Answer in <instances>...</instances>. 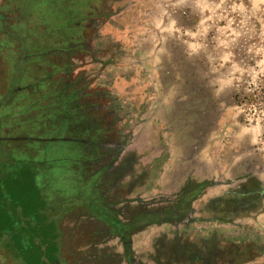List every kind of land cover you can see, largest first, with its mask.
I'll return each instance as SVG.
<instances>
[{"label":"rangeland","instance_id":"obj_1","mask_svg":"<svg viewBox=\"0 0 264 264\" xmlns=\"http://www.w3.org/2000/svg\"><path fill=\"white\" fill-rule=\"evenodd\" d=\"M0 12V29L17 27L19 51L0 30V96H9L0 166L13 172L3 171L0 208L11 219L25 228L32 214L54 221L61 264H264L263 205L238 213L239 226L220 227L218 245L237 252L209 257L211 212L198 210L207 188L192 202L201 220L146 226L132 237L129 261L91 208L125 220L171 206L197 181L223 193L247 176L264 186V0H0ZM63 88L76 92L70 106L81 112L71 110L64 130L56 107L42 104L48 92L59 103ZM99 142L116 149L101 155ZM31 235L26 254L43 262L37 251L54 242ZM0 264L20 263L0 244Z\"/></svg>","mask_w":264,"mask_h":264},{"label":"flooded vegetation","instance_id":"obj_2","mask_svg":"<svg viewBox=\"0 0 264 264\" xmlns=\"http://www.w3.org/2000/svg\"><path fill=\"white\" fill-rule=\"evenodd\" d=\"M3 5V4H2ZM103 123V122H98ZM102 135H105V132L102 133ZM104 141V138H102ZM101 155L103 154L102 149H112L115 148L116 145L111 144L109 147H104V145L99 142ZM116 149V148H115ZM120 148L117 149V153L119 152ZM115 151V150H114ZM106 152V151H105ZM110 153V152H109ZM108 153V154H109ZM116 154V153H115ZM115 154H110V157L115 156ZM115 157L112 159L114 160ZM116 162V161H115ZM111 165V166H110ZM108 168L106 169L108 171H112L113 163H111ZM118 169H115L113 172H116ZM256 181H259V185L256 184ZM211 181H197L195 185L191 189L185 190L186 186L182 187L179 191V194L177 195V200H174L171 204V206L162 208L160 210H154L153 212L150 211H144L143 209H137L132 214V216L127 217V219L122 220L119 218L116 214V211H114L110 207L95 206L92 204L91 208L96 209V213L99 214V212L106 216L104 210L109 211L110 213L113 212L114 216L118 218L119 220L130 223V225H133V228L129 229V231H125L122 235L116 234L119 240L121 241L123 252L125 253V245L122 240V236H128V240L130 242V256L132 253V237L136 235L138 232L143 231L146 226H149L153 223H164L167 221H175L179 223H184L186 225L188 222V225L190 224L191 220H201L200 218H192L191 213L194 212V206H192V202L196 200L199 195H201L204 191H208L207 188L212 191L204 203L201 205V207L198 209L199 211L203 210H209L211 212V218L209 219L212 223V229L213 234V248L210 250V253L208 254L209 257H219L224 256V254H231L234 252H237L239 249V246L237 247V251L233 250L235 244H229L226 245L225 243L223 245H218V231H220V227L225 224H230L231 226H239L238 220H235L238 213L245 212V213H253L254 211H258L261 209V205H263V210L261 213H257V217L260 214L264 213V186L260 182L259 179H256L252 176H247L245 182L242 183L241 186H239V189L236 191H229V192H218L216 190L217 188L208 187L211 186ZM216 186V185H215ZM195 198V199H194ZM97 208H100V211H97ZM196 209V208H195ZM198 211V212H199ZM115 212V213H114ZM99 217H101L99 215ZM103 218V217H102ZM249 218V217H247ZM104 219L105 224L112 229L111 225L107 223ZM139 221V222H137ZM240 221V220H239ZM250 244H245L243 246L244 248L242 250H250L249 248ZM264 251V250H263ZM131 258V257H130ZM130 258H127L125 255V259L127 261L130 260Z\"/></svg>","mask_w":264,"mask_h":264},{"label":"trees","instance_id":"obj_3","mask_svg":"<svg viewBox=\"0 0 264 264\" xmlns=\"http://www.w3.org/2000/svg\"><path fill=\"white\" fill-rule=\"evenodd\" d=\"M7 15H3L2 12H0V21L2 22V24H5V21ZM18 18H15V22L18 24ZM15 23V25H16ZM17 26V25H16ZM6 27L8 26H2L1 27V32H2V36L1 39H3L4 37H6V35L11 36L10 40L11 43L13 44V52H15V55L17 56L18 51V41L12 37V33L11 31H15L16 28L10 29V32L8 33V31H6ZM75 40L77 41V48L76 49H81L80 47V42L84 39L83 37V32H77L75 35ZM9 38V37H8ZM75 49V50H76ZM14 75V74H13ZM17 76V75H16ZM17 77H11L10 81L15 80ZM20 85V86H19ZM19 85H14L12 86V89L14 88V90H16V93L18 94V92H22L28 89L29 84L25 83L23 85L19 84ZM26 85V86H25ZM11 88L9 89L8 93L10 92V90H12ZM74 93L76 95V92H70V91H66V88H63L62 90H60L59 92V103H53L51 102V98L49 96V92L43 95V99H42V104L43 105H47L48 108H50L51 106L56 107L55 108V112L58 114V112H60L59 114L61 115V119H63L62 121V127L60 129L64 130L65 128H67L68 122L69 120V116L71 114V110H74V112L79 115L81 114V112L79 111V107L78 104H73V106H70V101L73 98L71 96V94ZM10 94V93H9ZM16 95H11L10 97L13 98ZM78 96V95H77ZM9 96H0V111L2 109H4V106L7 104L8 101H6V99H8ZM80 116V115H79ZM84 130H86V128H84ZM52 133V132H51ZM4 162V160H3ZM4 165L0 166V192L5 191L4 190V185H5V181L6 178L3 176V171H6L8 173H13L11 170L7 169L8 165L3 163ZM9 170V171H8ZM31 178H36L35 174L33 175L30 174ZM37 179V178H36ZM30 180V178H29ZM38 184L40 185V188H37V190L41 193V191L43 192V188H41V183L38 182ZM256 184H260L259 181H256ZM45 201V204H43L44 209H47V200L46 197H42ZM46 205V206H45ZM97 211H100V208H97ZM45 212V211H44ZM43 212V213H44ZM102 213V211H101ZM99 212V215L101 217H103V219H106L105 221L107 223H109L112 227V231L115 232V234H119L122 235L125 231H129V229L133 228V225H130V223H126L123 222L121 220H119L118 218H116L112 213H110L107 210H104L103 213H105V217L103 214H101ZM39 218L36 217L35 214H32L31 216H29L28 222L30 221V226L29 228H25L24 226L20 225L18 222H16L15 219H11L9 216V213L7 211V209H5L4 207L0 208V244L3 245L5 248H8L9 250H11L14 254V256L17 258L18 263L20 264H25L23 261H27L28 259L31 261V264H61L59 257V249H58V231L55 225V222L52 221V223H49L46 221L45 217H42V213L39 214ZM139 222V221H137ZM47 223V224H46ZM35 232H39V234L41 235H47V237L50 240H53V244L55 246L54 249H52L50 252H46L45 254L39 250V248H37L42 255V258H44L45 260H42L43 262H40L39 257L37 255L30 253V254H26L28 252V250H30L29 248L32 249V247H34L35 242L37 241L36 237L34 235ZM44 237V236H43ZM122 240L124 242L125 245V255L127 258H130V247H129V240H128V236H122ZM45 255V257H44Z\"/></svg>","mask_w":264,"mask_h":264}]
</instances>
